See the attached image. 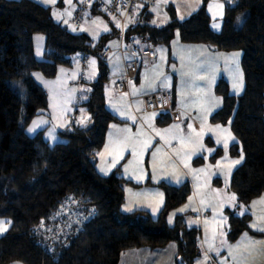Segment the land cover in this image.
Segmentation results:
<instances>
[{
    "label": "trees",
    "instance_id": "obj_1",
    "mask_svg": "<svg viewBox=\"0 0 264 264\" xmlns=\"http://www.w3.org/2000/svg\"><path fill=\"white\" fill-rule=\"evenodd\" d=\"M209 1L203 0L183 20L170 5L169 20L163 24H156L152 8L142 7L128 21L125 39L132 43L146 38L152 45L170 47L178 35L184 43L242 51L244 90L234 95L227 81L220 79L216 92L223 102L211 122L229 124L237 138L228 151L232 156L243 155V161L235 168L229 189L238 204L247 206L264 193V0H222L225 14L220 30L212 27ZM38 33L46 37L42 60L35 55ZM119 34L114 27L94 42L87 33L57 22L48 6L34 0H0V219L11 221L0 235V264H120L127 250L160 249L170 243L177 245L175 264H196L201 257L202 232L186 222L188 213H178L169 222L170 214L192 192L189 181L160 184L164 204L157 217L141 209L127 213L123 210L125 184L131 181L119 174L120 168L102 175L94 162L109 125L119 121L107 107L110 70L101 56ZM81 53L97 57L98 73L87 81L89 98L81 105L92 123L88 127L74 123L61 130L65 141L54 144L44 137L45 130L29 135L32 120L49 106L48 92L35 74L55 78L60 66H73ZM171 94L175 108L174 91ZM158 114L161 124L172 121L169 113ZM222 152L218 147L212 159ZM201 160L198 157L195 162ZM69 197L82 199L86 212L93 211L81 229L67 233L62 208ZM225 214L228 242L234 243L244 232L264 235L250 228L249 212L238 215L227 208Z\"/></svg>",
    "mask_w": 264,
    "mask_h": 264
},
{
    "label": "crops",
    "instance_id": "obj_2",
    "mask_svg": "<svg viewBox=\"0 0 264 264\" xmlns=\"http://www.w3.org/2000/svg\"><path fill=\"white\" fill-rule=\"evenodd\" d=\"M34 1L44 6L50 7L53 18L57 22L67 26L71 30H73L71 26H79V28L82 27L83 31L80 32H84L90 35L94 42L97 41L102 34L113 31L114 27L120 30L119 36L111 39L106 45V47L111 49V53L106 58L110 70V80L106 88V102L108 109L114 115H116L119 121L113 122L109 125L105 144L102 150L94 158V162L98 171L102 175L108 176L113 173L114 170L120 168L121 172L119 170V174L127 181L132 182H129L128 185L125 184V203L123 205L125 212L128 213L137 209H141L148 211L152 216L153 214L149 209L142 208L138 203L135 205L132 202V204L134 205L132 211L125 210L126 204L128 203L127 189L132 188L134 190L133 186L131 185L140 183L137 182L135 173L139 177H145L144 180H146L147 178L149 179L148 175L149 173H151L150 171H148L151 165L149 159L151 156V150L149 149L151 147L149 149L145 148V143H147L148 141H152L153 143H155V145L157 144L158 146H160L161 142L160 136H157L158 134H156V132L155 134L152 133L153 131L151 130V127H153L156 131V129L159 130L160 126H162L158 122L159 114L157 115L158 117L156 119H153L152 117H148L149 115H146L149 112L145 113L144 111L145 99L149 94H152L159 90H165L170 93H173L174 91L176 102L175 110L180 115V120L178 121L172 119V121L167 124L166 128L167 132H176V134L180 132L184 134L185 130L186 132L189 131V125L191 124V119L194 115L193 107H195V105L199 102L194 89L186 90V93L182 94L181 90L179 88H176V85H174L171 89H167L163 88V85H161L160 83H156V85L153 84L154 79L159 75V72L155 70V67L159 61L161 49L158 52V50H156V48L153 47L151 43L146 40V38H140L139 40H134L132 43H127L125 37H122V29H126V25L128 22L122 25L121 21L113 19L109 16H104L102 11L99 9V6H89L85 11L82 21L76 24L73 22V14L74 10L81 0H70V3L66 2V0H56L55 3H45L43 2V0ZM175 2L176 0H159L157 5L152 8L153 13L155 14V21H162L163 19L168 18L169 15L167 7L170 5H174ZM95 8L99 13H95ZM54 13L59 14V20H57ZM68 13H71V15H69ZM86 15L88 20L84 21ZM64 21H67V23H64ZM117 24L119 26H117ZM105 27H107V31H104ZM87 30L93 32L96 35V38L89 34ZM39 34L41 33L34 35V41L36 35ZM178 40L180 39L178 38ZM180 42L182 41L180 40ZM126 45L134 46L138 50L141 60V69L137 78L129 83L128 91L126 93L120 94L115 89V81L124 73L126 63L131 59V56L128 53L124 54L121 52V49ZM202 48L203 47H200V49ZM206 49L209 50L205 53L206 57H209L210 54H213L210 52H214V50H216L210 47H207ZM146 50H151L153 56L148 57V55H145L144 52ZM83 61H79V59H77L75 61V64L71 67L60 66L58 68V74L55 78L48 79L43 77V82L40 83L48 92L49 106L47 110L41 112L32 120L31 124L27 128V132L29 135L32 136L37 134L41 130H45L44 137L46 138V140L53 144L64 141V138H62L59 132L63 129L70 128L74 123L85 127L90 126V124L92 123L91 116L86 108L81 105L89 98V89H85V86L87 85V81L96 78L98 73V64L97 57L94 55H85V59ZM92 61H95L94 65L91 63ZM145 64H148L149 66L147 67L145 66ZM190 64L194 65V61L192 60ZM191 75L198 76V74L195 72ZM83 78L84 80L82 81ZM201 78L202 80L204 79L202 76ZM162 79L164 83L168 84V81L165 80V77H162ZM83 87L84 99L80 101L79 94L81 93ZM52 95L56 102H52ZM66 95L69 96L68 102L66 101ZM82 114L90 118L83 125L78 123V121L81 119ZM141 114H144V118H141ZM133 117L135 119H132ZM40 121H46V123L39 124V126L36 127L35 131L30 133L28 129L33 127L34 122L38 123ZM50 132L52 133L51 137L49 136ZM52 137H56V140H54V142H52ZM165 143L168 144V146H165ZM175 145H177V143L174 138H170L166 142H163L161 147H158V152L162 155L159 156V154H156L153 164L161 165L169 169V171L174 173L176 177L174 176L173 178L174 182L172 180H168L167 182H169L171 185H180L184 183L185 178L188 177L184 174L179 175L178 173L179 169H181L184 173L185 163L180 157H178L179 151L175 148ZM106 146H108L107 151L105 150ZM169 147H172L173 150L175 149V154H173L171 150H169ZM122 148V158H119L115 166H112L113 159L118 157L119 152ZM133 149L137 153L135 157L132 155ZM143 152H146V154L143 155ZM100 153H103V155H99ZM102 168L107 171V174L101 171ZM126 168L127 171H125ZM143 169H145V176H143V174H138ZM178 180H180L179 183L177 182ZM154 182H156V184L159 183L155 180ZM227 195L221 198L223 212L221 214L222 217L220 222L211 218L210 216H203L202 219H200L197 212H187L188 216L186 217V222L191 226L199 227L203 234V237L201 236L200 243L201 248L204 247V249L202 248V253L205 254L208 260V255L211 253L209 252L207 246L211 248V244H214L213 240H210L207 237V231H209L213 235H216L217 241H220L218 237L224 238V240L222 238L221 245L225 248H219L221 245L219 246L218 242L216 248L218 253L225 254L224 257H226V262L228 264H246L247 260V264H264V235L254 236L249 232H244L234 243L228 242V218L225 214V209L227 208H238V215H243L249 212L252 215L250 228L253 231L261 232L264 234V231L259 230L261 228H264V224L261 222V217H263L264 221V193L260 197L252 200L250 205L247 207L239 206L236 196V199L234 201L230 199V197L232 196L230 193H228ZM260 202L262 203V205L260 204L261 211L259 212V214H256L254 209L252 213L250 206H254V204H259ZM162 203L164 204V198L162 199ZM199 203H201V200L199 201ZM0 220L7 221L5 219ZM253 225H256V227H253ZM172 244L173 243H170L166 247L160 249L136 248L127 250L122 254L120 264H150V261L153 259L157 261V263L161 261V264H175L177 257V245ZM214 257L217 258V256L215 255ZM11 264L22 263L15 262Z\"/></svg>",
    "mask_w": 264,
    "mask_h": 264
},
{
    "label": "rangeland",
    "instance_id": "obj_3",
    "mask_svg": "<svg viewBox=\"0 0 264 264\" xmlns=\"http://www.w3.org/2000/svg\"><path fill=\"white\" fill-rule=\"evenodd\" d=\"M202 2L203 0H176L174 6H176L177 8L176 10L177 17L179 19H181V17H183V19L188 18L201 7ZM216 4L224 5V2L222 0H210L208 2L207 11L212 18V25L213 23H219L220 28L218 30H220L223 23L225 9L223 8V16L221 17L217 15L214 20L213 12H219V9L213 8L212 11H209V5H216ZM87 20L88 18L86 15L84 21ZM168 20H169V16L168 18L163 19L162 21H155V22L156 24H163ZM71 27L75 29V31H79V32L83 31L82 27L80 28L79 26H71ZM87 31L94 38H96V35L93 32H90L89 30ZM38 37H42V39H38ZM177 37L178 35H176V37L172 40V44L170 47L163 44H159V45L151 44L153 47L156 48V50H158V52L161 49L160 58L155 67V70L159 72V75L154 79L153 84L156 85V83H160L161 85H163L162 77H165L167 78L168 86L167 87L163 86V88L171 89L174 85H176V88L177 89L179 88L182 94H185L186 90L194 89L195 94L197 95L196 97L199 99V102L195 105V107H193L194 115L193 118L191 119V124L189 125L190 126L189 131L186 132L185 130L184 134L180 132H178V134H176V132H167L166 127L168 123L161 124L159 121H158L159 124L162 125L160 126L159 130L156 129L155 131V129L151 127L152 128L151 130L153 131L152 133L155 134L156 132V134H158L157 136H160L161 139L160 146H158L157 144L155 145V143H153L152 141L151 142L148 141L150 143L148 144L147 149L151 147L149 149L151 150L150 151L151 156L149 158L151 165H150V169L148 170L151 172L148 175L149 179L147 178L146 180H144L145 177L141 178V176L139 177L135 173V176L137 178L136 180L137 182L140 183L136 185H131L133 186L134 190L132 188L127 189L128 203L126 204V206L131 207L133 210L134 208L133 204L136 205L138 203L140 204L139 206H141L142 208L149 209L152 212V214H153V209H156L155 214L152 215L153 217H157L159 215L163 207V203H161V196L159 194H163L162 199L164 198V190L160 186V184L165 183L171 185L167 181L168 180L173 181L175 174L161 165L153 164L154 161L153 154L155 153V156L156 154H159V156H161L162 154H160L157 151L158 147H161L163 142H166L170 138H174L177 143V145H175L176 146L175 148L179 151L178 157H180L182 161L185 163L184 173L182 172L181 169H179L178 173L179 175L184 174L188 177L185 178L184 183L189 181L192 187V192L188 197L186 203L181 207L175 209L170 214L171 221L178 213L197 212V214H199L200 219H202L203 216L205 217L210 216L211 218L220 222L222 217L221 214L223 212L221 198L227 195L228 193H230L231 195L233 194L235 195V193L229 189V185L235 168L242 163L243 159L239 164L236 165L231 164L232 161L239 160L241 158V156L230 155L228 151L230 145L236 142L237 138L232 132L229 124L213 123L211 122V117L216 111H218L221 108L223 102L222 97L218 95L216 92V85L218 84L220 79L223 78L224 80L227 81L229 85V91L234 95H240L244 90V77H243L242 90H240L239 93H237L233 89L234 80L239 79L240 73H242L243 76V70L241 66L242 51L214 50V52H210L213 54H210L209 57H206L205 53L209 51L206 48L210 47L209 45L202 43L185 44L180 42V40H178ZM44 40L45 37L43 34L36 35L35 37V41H34L35 55L38 59H44V42H45ZM200 47L203 48L200 49ZM38 49L40 51V55H37ZM233 53H239V57L236 60H233L232 58ZM192 60L194 61V65L190 64ZM145 66L148 67L149 65L145 64ZM194 72L197 73L198 76L191 75ZM201 76L204 78L203 80ZM35 78L39 82H43L44 79L43 76L39 73L35 74ZM85 89H88L87 85L85 86ZM159 91H165V90H159ZM83 92H84V87L82 88V91L79 94L80 101L84 99ZM67 95H66L67 97L66 101L68 102L69 96ZM52 98H53L52 102H56L54 100L53 95ZM152 113H156V112H149L146 115H149L148 117H152L153 119H156L158 117L157 116L158 113H156L154 117L151 115ZM140 116H142L141 118H144V114H141ZM217 125H220L219 129L216 128ZM209 129H212V131H210ZM229 133L235 139L234 140L228 139V146L227 148H225L224 141L228 138ZM52 140H53L52 142H54V140H56V137L55 139ZM209 141H211V143L213 144H210ZM217 141H219V143ZM165 146H168V144L165 143ZM218 147H221L223 152L221 155L217 157V159L214 160L212 159V155L216 152V149ZM169 150H171V152L175 154V149L173 150L172 147H169ZM145 154L146 152L145 153L143 152V155ZM198 157L203 158V161L201 160L200 163L195 162V159ZM191 161L194 164H192ZM201 169H203V171H200ZM116 170H118V168ZM138 174H143V176H145L144 175L145 169L141 170V172ZM154 180L159 183L156 184ZM128 183H126V185H128ZM129 189L131 191H128ZM200 200L201 203H199ZM260 204L262 205V203L260 202L259 204H254V206L253 205L250 206L252 213L254 209L256 214L257 213L259 214V212L261 211ZM238 205L241 207H247L250 204L247 206L240 204ZM181 209H183V211H181ZM234 210L238 212L239 209L234 208ZM261 222L264 224L263 217H261ZM201 236L203 237V234ZM207 237L210 240H213L214 243L211 244L212 249L207 246L209 252L217 256V260L219 262L226 263L227 259L226 257H224L225 254L218 253L216 248L217 242L219 246L221 245V241L223 237L222 238L218 237L220 241H217L216 235H213L209 231H207ZM172 245H176V244L173 243ZM202 248L204 249V247ZM219 248H225V247L221 245ZM211 254H209L208 257L214 256ZM205 258H206L205 254L202 253L201 257L197 259L196 264H206L207 259ZM247 262L248 260L246 261V264ZM150 264H161V261L157 263V261L153 259L150 261Z\"/></svg>",
    "mask_w": 264,
    "mask_h": 264
},
{
    "label": "built area",
    "instance_id": "obj_4",
    "mask_svg": "<svg viewBox=\"0 0 264 264\" xmlns=\"http://www.w3.org/2000/svg\"><path fill=\"white\" fill-rule=\"evenodd\" d=\"M159 0H81L78 6L74 10L73 22L78 24L82 21L85 11L89 6H99L104 16H109L113 19L121 21L122 25L127 23L135 13L142 7L153 8L157 5ZM122 37H125V30L122 29ZM124 54H129L131 59L127 61L124 73L115 81V89L118 93L123 94L128 91L129 83L137 78V75L141 68L140 54L138 50L131 45H126L121 49ZM111 53V49L105 47L101 56L107 58ZM148 57H152V51L146 50L144 52ZM79 61L85 59V54L78 56ZM84 62V61H83ZM145 112L156 113H169L174 120H180V115L175 110L173 105V96L168 91H156L149 94L145 99ZM66 215L67 221H64L62 226H67L69 233L73 229H81L83 223L90 218L92 208L90 212H86L85 203L78 197H69L65 201L62 208ZM69 220V221H68ZM69 223H73L75 227L69 226ZM207 264H228L221 263L214 256H209Z\"/></svg>",
    "mask_w": 264,
    "mask_h": 264
},
{
    "label": "snow or ice",
    "instance_id": "obj_5",
    "mask_svg": "<svg viewBox=\"0 0 264 264\" xmlns=\"http://www.w3.org/2000/svg\"><path fill=\"white\" fill-rule=\"evenodd\" d=\"M43 2H45V3H48V2L55 3L56 0H43ZM66 2L70 3V0H66ZM213 8L219 9V12H213V19H214V20H215V18H216L217 15H219V16H221V17L223 16V8H224V5H223V4L209 5V11H212ZM68 14L71 15V13H68ZM54 15H56L57 20L60 19L59 14L54 13ZM181 19H183V17H181ZM64 23H67V21H64ZM117 26H119V25L117 24ZM212 27H213L214 29H217V30H218V29L220 28V24H219V23H213ZM82 30H83V29H82ZM107 30H108L107 27H105V28H104V31H107ZM73 31H75V29H73ZM38 39H42V37H38ZM37 55H40V51H39V49H38V51H37ZM238 57H239V53H233V54H232V58H233V60H236ZM91 63L94 65L95 61H92ZM62 71H63V70H62ZM165 80H167V78H165ZM162 84H163V86H165V87L168 86V85H167L166 83H164V82H162ZM242 87H243V76H242V73H240V75H239V79H238V80H234V82H233V89H234L237 93H239V91L242 90ZM151 115L154 117V116L156 115V113H152ZM88 119H90V118L87 117L86 115H83V114H82L81 119L78 121V123H80V124L83 125V124L86 123V121H87ZM132 119H135V118L133 117ZM42 123H46V121H40V122H38V123H37V122H34L33 127H32V128H29L28 131H29L30 133L33 132V131H35L36 127H38L39 124H42ZM61 126H63V125H61ZM189 127H190V126H189ZM216 128L219 129V128H220V125H217ZM209 130L212 131V129H209ZM225 131H226V130H225ZM198 135H200V134H198ZM49 136H50V137L52 136V133H51V132L49 133ZM52 138L55 139V137H52ZM228 139H232V140H234L235 138L232 137L231 134L229 133L228 138L224 141V147H225V148H227V146H228ZM217 142L219 143V141H217ZM149 143H150V142L145 143L144 147L147 148ZM125 147H126V146H125ZM105 150H106V151L108 150V146H106V149H105ZM157 151H159V149H157ZM141 154H142V153H141ZM99 155H103V153H100ZM122 155H123V148L120 150L118 157H116V158L113 159L112 166H115V164L118 162V159H119V158H122ZM132 155H133L134 157L137 155V153H136V151H135L134 149H133ZM153 156L155 157V153L153 154ZM242 159H243V155H241V158H240L239 160H234V161H232L231 164H232V165L239 164V163L242 161ZM218 165H219V162H218ZM101 171H103V172H105V174H107V171H106L105 169L102 168ZM125 171H127V168L125 169ZM200 171H203V169H201ZM229 171H230V169H229ZM141 178H142V177H141ZM177 182L179 183V180H178ZM128 191H131V190L129 189ZM137 195H139V194H137ZM159 195L161 196V203H162V196H163V194H159ZM230 199H231V200H235V199H236L235 195L233 194V195L230 197ZM125 210H126V211H132V208L126 206ZM155 211H156V209H153V214H155ZM181 211H183V209H181ZM169 222H171V219H170ZM206 223H207V222H206ZM9 224H11V221L0 220V234H2V233H4V232L7 231V226H8ZM253 227H256V225H253ZM259 230L264 231V228H261V229H259ZM205 259H207V257H206Z\"/></svg>",
    "mask_w": 264,
    "mask_h": 264
},
{
    "label": "water",
    "instance_id": "obj_6",
    "mask_svg": "<svg viewBox=\"0 0 264 264\" xmlns=\"http://www.w3.org/2000/svg\"><path fill=\"white\" fill-rule=\"evenodd\" d=\"M211 47V46H210ZM211 48H213V47H211Z\"/></svg>",
    "mask_w": 264,
    "mask_h": 264
}]
</instances>
